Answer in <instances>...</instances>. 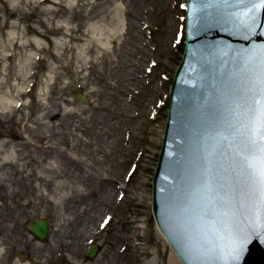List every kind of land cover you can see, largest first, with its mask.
Segmentation results:
<instances>
[{
    "label": "rangeland",
    "instance_id": "1",
    "mask_svg": "<svg viewBox=\"0 0 264 264\" xmlns=\"http://www.w3.org/2000/svg\"><path fill=\"white\" fill-rule=\"evenodd\" d=\"M186 2L0 0V264H182L151 202Z\"/></svg>",
    "mask_w": 264,
    "mask_h": 264
},
{
    "label": "water",
    "instance_id": "2",
    "mask_svg": "<svg viewBox=\"0 0 264 264\" xmlns=\"http://www.w3.org/2000/svg\"><path fill=\"white\" fill-rule=\"evenodd\" d=\"M262 58L264 5L253 11L250 0H188L185 48L170 87L152 178L156 224L183 264H264V228L256 226L253 216L250 225H240L217 242L200 214L210 199L219 201V212L228 217L252 205V189L235 146L230 148L231 139L224 137L244 109ZM76 98L88 101L85 94ZM26 230L37 241L46 242L50 223L36 219ZM217 243L219 249L213 251ZM241 244L239 259L229 261ZM99 251L93 245L85 255L93 259Z\"/></svg>",
    "mask_w": 264,
    "mask_h": 264
},
{
    "label": "snow or ice",
    "instance_id": "3",
    "mask_svg": "<svg viewBox=\"0 0 264 264\" xmlns=\"http://www.w3.org/2000/svg\"><path fill=\"white\" fill-rule=\"evenodd\" d=\"M236 2L243 3L245 0ZM250 2H253V11L256 7L264 5V0H259V4L254 0ZM224 139H231L230 148L235 146V155L245 180L252 189L249 193L252 205L228 217L227 214L219 212L216 206L219 201L213 203L210 199L200 214L202 222L211 229V239L217 242L237 230L240 225H250V216L254 217L257 227L264 228V58L260 61L259 75L254 86L249 89V98L244 109L237 116L235 123L230 125V131ZM237 219L239 224L236 223ZM218 249L217 243L212 250ZM242 251L243 244L233 251L229 261L238 260Z\"/></svg>",
    "mask_w": 264,
    "mask_h": 264
},
{
    "label": "bare ground",
    "instance_id": "4",
    "mask_svg": "<svg viewBox=\"0 0 264 264\" xmlns=\"http://www.w3.org/2000/svg\"><path fill=\"white\" fill-rule=\"evenodd\" d=\"M156 230L158 231V233L160 234V232H159V230H158V228L156 227ZM161 235V234H160Z\"/></svg>",
    "mask_w": 264,
    "mask_h": 264
}]
</instances>
